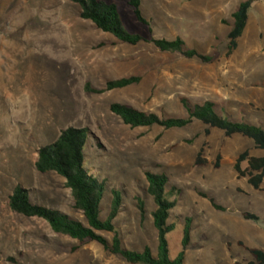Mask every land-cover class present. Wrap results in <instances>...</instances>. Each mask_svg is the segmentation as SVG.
I'll return each instance as SVG.
<instances>
[{
  "label": "rangeland",
  "instance_id": "rangeland-1",
  "mask_svg": "<svg viewBox=\"0 0 264 264\" xmlns=\"http://www.w3.org/2000/svg\"><path fill=\"white\" fill-rule=\"evenodd\" d=\"M119 7L125 29L145 39L181 38L187 48L215 56L212 64L159 52L151 44L128 46L98 31L79 17L66 0H0V264H127L96 243H79L55 235L47 222L13 214L8 205L16 186L31 191L34 204L59 210L86 224L73 208L65 181L38 174L37 152L69 128H86L91 140L86 168L107 192L106 219L112 190L123 196L115 221L126 249L156 256L158 236L146 194L145 172L164 174L178 205L168 236L170 255L182 251L186 218L193 220L185 264H255L244 247L264 251V183L255 191L238 178L240 154L264 156L253 143L199 122L180 130L131 129L110 112L114 103L159 116H187L181 99L193 105L217 104L220 114L264 130V0L253 4L236 51L226 59L231 15L246 0H143L140 24L127 0H101ZM138 76L139 85L92 95L85 84L102 89L112 80ZM206 166H196L198 154ZM220 156V168L214 163ZM243 169L247 164L242 165ZM180 192V194H178ZM207 195L224 208L216 211ZM139 201L145 203L142 221ZM243 214L255 215L258 222ZM104 236L111 240V235ZM242 243L244 247H240ZM76 249V251H74Z\"/></svg>",
  "mask_w": 264,
  "mask_h": 264
},
{
  "label": "trees",
  "instance_id": "trees-1",
  "mask_svg": "<svg viewBox=\"0 0 264 264\" xmlns=\"http://www.w3.org/2000/svg\"><path fill=\"white\" fill-rule=\"evenodd\" d=\"M79 8L81 20L90 22L98 30L111 35L116 44L138 46L151 44L161 53L178 54L187 60H199L203 64H212L215 56L204 55L197 50L187 48L181 38L168 41L165 39H145L144 37L129 33L122 22L119 7L101 0H66ZM182 2H194L196 0H179ZM260 0H246L239 4L231 15V31L228 34V51L225 58L228 59L236 51L238 40L243 36L249 20V12L253 4ZM129 7L137 21L145 26H151L142 13L143 0H127ZM142 78L132 76L106 83L102 89L85 84V92L92 95H103L108 92L127 89L137 86ZM264 88V85H262ZM181 105L187 116L184 118L159 116L153 113L141 112L125 104L114 103L110 106V112L119 118L122 123L135 129L161 128L165 131L185 129L195 122L206 126L210 130L216 129L224 133L226 138L240 136L250 140L255 149L264 152V130L261 127L233 120L228 115H222L218 111L216 103L207 101L202 105H193L187 99H181ZM91 140V133L86 128L69 127L60 133L58 139L51 145L42 147L37 152L35 170L38 174H55L65 181V188L70 191L72 208L80 213L86 224L79 222L59 210L34 204L31 201V191L18 185L9 196L8 205L13 214L29 219H40L47 222L55 235L67 237L71 240L83 243H96L110 255L120 257L127 264H185L186 252L191 244V232L193 220L185 219L182 251L177 258L170 255L168 236L175 230V225L169 221L172 212L178 205L176 199L172 200L173 193L168 191L169 179L164 174L145 172L147 183L146 194L153 199L155 210L151 213L153 227L158 236V248L156 256L150 248L143 252H135L126 249L123 245L120 232L115 226L123 208V196L118 190H112V202L110 212L106 219H102V202L107 192L106 181H101L86 168L85 150ZM203 150L197 157L196 166H206L207 161L202 159ZM221 157L218 156L214 168H220ZM246 163L247 168L242 165ZM234 170L240 179L247 178L248 184L255 191H262L264 183V156H252L249 151L240 154L234 165ZM180 194V192L178 193ZM216 211L224 212V208L217 205L214 199L207 195ZM139 211L142 221L145 220V203L139 201ZM247 221L258 222L259 218L251 214H243ZM105 235H111L108 240ZM244 247L242 243H238ZM255 260V264H264V251L244 247ZM76 251V249H74Z\"/></svg>",
  "mask_w": 264,
  "mask_h": 264
},
{
  "label": "crops",
  "instance_id": "crops-1",
  "mask_svg": "<svg viewBox=\"0 0 264 264\" xmlns=\"http://www.w3.org/2000/svg\"><path fill=\"white\" fill-rule=\"evenodd\" d=\"M240 4H241V3H240ZM238 6H239V5H238ZM238 6H237V7H238ZM236 9H237V8H236ZM236 9H235V10H236ZM235 10H234V11H235Z\"/></svg>",
  "mask_w": 264,
  "mask_h": 264
}]
</instances>
